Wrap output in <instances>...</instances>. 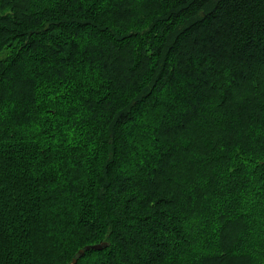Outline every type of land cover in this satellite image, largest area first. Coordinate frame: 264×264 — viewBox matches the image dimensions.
I'll use <instances>...</instances> for the list:
<instances>
[{
    "label": "trees",
    "instance_id": "obj_1",
    "mask_svg": "<svg viewBox=\"0 0 264 264\" xmlns=\"http://www.w3.org/2000/svg\"><path fill=\"white\" fill-rule=\"evenodd\" d=\"M0 264H264V0H0Z\"/></svg>",
    "mask_w": 264,
    "mask_h": 264
},
{
    "label": "water",
    "instance_id": "obj_2",
    "mask_svg": "<svg viewBox=\"0 0 264 264\" xmlns=\"http://www.w3.org/2000/svg\"><path fill=\"white\" fill-rule=\"evenodd\" d=\"M104 246H105V242L89 244V245H86L84 248H80L79 253H83L85 248L98 250V249L103 248ZM72 261L75 262V259H73Z\"/></svg>",
    "mask_w": 264,
    "mask_h": 264
}]
</instances>
